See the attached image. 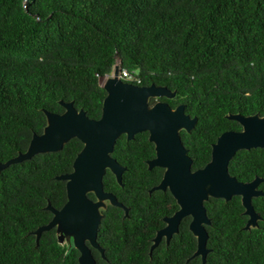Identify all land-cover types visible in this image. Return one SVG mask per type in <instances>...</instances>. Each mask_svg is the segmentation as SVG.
<instances>
[{"label": "trees", "instance_id": "trees-1", "mask_svg": "<svg viewBox=\"0 0 264 264\" xmlns=\"http://www.w3.org/2000/svg\"><path fill=\"white\" fill-rule=\"evenodd\" d=\"M115 64L135 72L139 85L176 91L161 99L197 117L181 135L193 168H201L222 132L241 129L227 113L264 115V0H0V161L26 151L43 131L44 110L63 112L61 101L100 118L101 78ZM82 148L72 138L0 170V264H80L79 250L61 245L55 228L38 245L34 231L52 219L48 204L59 209L67 201L66 181L56 177L72 171ZM112 156L126 167L123 185L107 170L104 189L128 216L114 205L104 211L97 238L104 257L92 248L96 264H202L193 256L190 216L149 254L164 217L179 208L169 189L152 190L164 168H148L156 156L149 132L122 134ZM229 170L240 181L264 178V147L239 150ZM252 203L262 219L248 230L240 196L205 202V264H264V195Z\"/></svg>", "mask_w": 264, "mask_h": 264}, {"label": "water", "instance_id": "water-1", "mask_svg": "<svg viewBox=\"0 0 264 264\" xmlns=\"http://www.w3.org/2000/svg\"><path fill=\"white\" fill-rule=\"evenodd\" d=\"M119 73L120 65L115 64L113 72L102 77L105 81L101 85L107 95L100 118H90L86 111L77 109L73 101H61L64 111L44 110L46 124L43 131L33 133L26 151L0 161V170L38 153L59 151L72 138L80 139L83 148L73 162L72 171L56 177L66 181L67 201L59 209L48 204L46 208L53 217L47 224L39 226L34 234L38 245L42 232L55 228L61 245L79 250L80 264H96L92 248L104 257V249L97 239L104 211L109 205H114L122 207L128 216V208L114 193L106 191L103 184L104 175L110 170L117 183L123 185L122 174L126 167L112 156L115 143L122 134L130 140L135 134L148 131L156 151V156L147 162L148 168H164L162 179L152 190L169 189L179 206L170 216L164 217L165 225L156 231L149 254L163 238L168 244L179 232L182 219L190 216L189 229L197 240L193 256H200L202 264H205L210 251L206 226L211 223L205 202L210 197L227 201L235 195L240 196L243 213L248 216L245 229L258 227L262 219L252 200L264 195L259 188L264 178L256 176L250 181H240L230 173L229 163L241 149L264 147V115L227 113L225 117L237 121L241 129L222 132L212 144L211 159L205 166L194 169L181 132L190 133L197 117L187 114L183 104L173 107L161 99L174 98L176 91L155 83H129ZM152 99L156 101L151 103ZM89 193H93L95 198L89 197Z\"/></svg>", "mask_w": 264, "mask_h": 264}, {"label": "built area", "instance_id": "built-area-1", "mask_svg": "<svg viewBox=\"0 0 264 264\" xmlns=\"http://www.w3.org/2000/svg\"><path fill=\"white\" fill-rule=\"evenodd\" d=\"M119 76L126 82L140 84L141 79L135 72H130L126 69H120Z\"/></svg>", "mask_w": 264, "mask_h": 264}, {"label": "rangeland", "instance_id": "rangeland-1", "mask_svg": "<svg viewBox=\"0 0 264 264\" xmlns=\"http://www.w3.org/2000/svg\"><path fill=\"white\" fill-rule=\"evenodd\" d=\"M105 81V78H101V83H103Z\"/></svg>", "mask_w": 264, "mask_h": 264}, {"label": "clouds", "instance_id": "clouds-1", "mask_svg": "<svg viewBox=\"0 0 264 264\" xmlns=\"http://www.w3.org/2000/svg\"><path fill=\"white\" fill-rule=\"evenodd\" d=\"M120 69H121V68H120ZM112 72H113V71H112ZM112 72H111V73H112ZM111 73H110V74H111ZM129 83H130V82H129ZM133 84H134V83H133ZM137 85H139V84H137Z\"/></svg>", "mask_w": 264, "mask_h": 264}, {"label": "flooded vegetation", "instance_id": "flooded-vegetation-1", "mask_svg": "<svg viewBox=\"0 0 264 264\" xmlns=\"http://www.w3.org/2000/svg\"><path fill=\"white\" fill-rule=\"evenodd\" d=\"M155 101H156V99H155Z\"/></svg>", "mask_w": 264, "mask_h": 264}]
</instances>
